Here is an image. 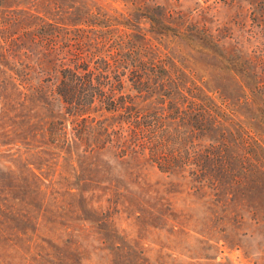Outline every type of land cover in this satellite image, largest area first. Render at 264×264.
Returning a JSON list of instances; mask_svg holds the SVG:
<instances>
[{"label":"rangeland","instance_id":"1","mask_svg":"<svg viewBox=\"0 0 264 264\" xmlns=\"http://www.w3.org/2000/svg\"><path fill=\"white\" fill-rule=\"evenodd\" d=\"M74 70L114 101L78 85L73 147L40 99ZM135 111L164 152L106 137ZM0 264H264V0H0Z\"/></svg>","mask_w":264,"mask_h":264},{"label":"trees","instance_id":"2","mask_svg":"<svg viewBox=\"0 0 264 264\" xmlns=\"http://www.w3.org/2000/svg\"><path fill=\"white\" fill-rule=\"evenodd\" d=\"M150 19L155 23L157 22V17L155 16H151ZM103 62L105 63L106 61L104 60ZM39 65L41 67L42 72H46V71L47 73L49 72L50 70L49 64L42 62L39 63ZM77 69L79 70V68ZM70 72H71V76L67 77V75H64L62 77H59V79L56 81L55 88L51 90L50 95L47 94L48 88L50 86L48 84H42L41 85L42 94L40 101L42 103L47 104V106L51 108L54 105L53 110L51 109L53 114L51 115V120H50L53 129L58 126L59 119L61 120L68 119L73 124H75V126H78L76 127L77 133L75 132L74 136L71 139V144L74 147L81 142L89 140V135L85 133L88 127L87 124L89 123L90 120L89 116L92 113L91 111H89L90 109H86V108L77 109V107H75L73 110L69 109L68 104L72 102V100L74 99L73 97H77V103L81 104L79 97H83V96L79 95L78 93V91L81 89V87H79L78 85H80L81 82L86 83L85 87L90 89L91 92L88 94V98H89V100L87 101L88 103L94 102L96 98H101V99L104 98L106 101H111L113 103L114 99H112L113 97L105 91L104 89L105 83L99 81L96 86L93 85L92 81L94 80V78L91 76L90 73L87 74L86 77H83L82 75L80 76L79 72H77L76 70ZM107 77L108 75L103 73L101 79L105 80V78ZM98 80H100V78ZM85 87L82 88L84 89ZM71 91L73 93L70 96ZM55 102L58 103L57 106H56L57 103L55 104ZM107 109L110 110L111 108H107ZM135 112L136 114H132L130 120L132 126H130V132L128 134L125 135L122 132H116L114 137L110 134L106 137H108V139H113V144L117 147V149H119V151L122 152L123 156L135 160L137 158H140L141 155L137 152V150H133L134 147L132 146V139L135 138V135H137L138 132L140 134L142 131L145 130L152 131L154 135L153 136L154 139L156 136V140L154 141L156 142L155 143V147L157 149L156 151L162 152L165 149L164 148L165 144L163 143V139L161 135H159L158 132H156L157 130L155 129L160 124L159 118L158 117L154 118V120L152 121L151 120L145 121L143 119V116L141 115V112L139 111H135ZM120 114L121 113L118 112L117 116ZM120 120L123 123L129 121V119L126 117H122L120 118ZM209 121H210L209 116L205 115L204 113L195 114L193 118H188V121H186L188 132H190V134L191 132L192 134L195 133L194 135L196 136V130L198 129L203 130V124ZM83 123L86 126H79L82 125ZM55 133L56 132H54L53 130V134ZM190 137L193 138V135L192 136L190 135ZM95 139L98 138L96 137ZM199 142H203V138L194 137L192 142L185 145L187 151L188 149H190V150H194V152L196 153L197 143ZM99 152L100 151H98L97 154H100ZM200 159L202 160L203 163H205L203 164L204 166H206L207 164L208 165L213 164L211 158L208 155L206 156L202 155ZM210 178L213 180L217 179L220 181L224 177L220 175H215L213 177L210 176Z\"/></svg>","mask_w":264,"mask_h":264}]
</instances>
